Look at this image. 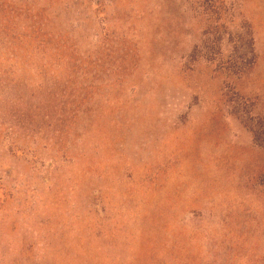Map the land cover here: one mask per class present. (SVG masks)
<instances>
[{
	"label": "rangeland",
	"instance_id": "1",
	"mask_svg": "<svg viewBox=\"0 0 264 264\" xmlns=\"http://www.w3.org/2000/svg\"><path fill=\"white\" fill-rule=\"evenodd\" d=\"M0 264H264V0H0Z\"/></svg>",
	"mask_w": 264,
	"mask_h": 264
},
{
	"label": "trees",
	"instance_id": "2",
	"mask_svg": "<svg viewBox=\"0 0 264 264\" xmlns=\"http://www.w3.org/2000/svg\"><path fill=\"white\" fill-rule=\"evenodd\" d=\"M2 64H3V63L0 62V73H3V70H2ZM0 82H1V80H0Z\"/></svg>",
	"mask_w": 264,
	"mask_h": 264
}]
</instances>
